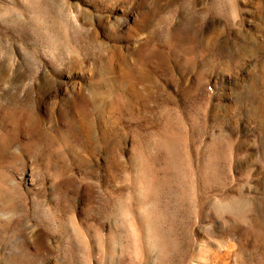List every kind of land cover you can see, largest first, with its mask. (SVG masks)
Instances as JSON below:
<instances>
[{"label": "rangeland", "instance_id": "rangeland-1", "mask_svg": "<svg viewBox=\"0 0 264 264\" xmlns=\"http://www.w3.org/2000/svg\"><path fill=\"white\" fill-rule=\"evenodd\" d=\"M0 264H264V0H0Z\"/></svg>", "mask_w": 264, "mask_h": 264}]
</instances>
